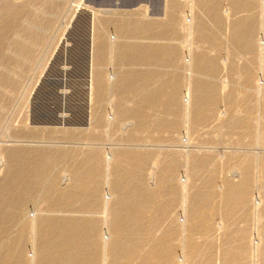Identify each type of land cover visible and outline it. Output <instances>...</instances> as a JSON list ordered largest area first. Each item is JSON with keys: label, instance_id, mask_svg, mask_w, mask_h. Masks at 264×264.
<instances>
[{"label": "bare ground", "instance_id": "bare-ground-1", "mask_svg": "<svg viewBox=\"0 0 264 264\" xmlns=\"http://www.w3.org/2000/svg\"><path fill=\"white\" fill-rule=\"evenodd\" d=\"M222 1L193 0V6H199L207 20L212 22V30L203 20L183 18V8L178 0H168L163 20L144 19L142 10L128 15L116 14L117 18L113 14L112 20L102 21V24L113 29L122 39H127L122 44L108 41L101 33L90 32L89 27L94 24L87 17L70 20L77 30L71 33L68 29L56 51L66 44L68 60L73 64H100L109 51L129 66L141 63L177 65L198 76H191L184 82V79L167 75H144V72L127 70L115 76V82L109 78L106 82L99 69L89 73L69 70L63 74L64 87L60 90L51 89L40 79L33 101L55 111L53 127H65L70 132L80 130L93 118L95 106L108 95H112L115 102V120L98 117L97 129L87 137L88 140L97 141L102 137L97 133L101 125L110 129L120 122L130 121L137 125L135 129L122 130V139L132 145L127 149H116L111 159L91 147L83 154L3 151L2 157L13 166L0 183V264H214L219 257V264H249V257L252 258L251 264H264V208L261 209L262 201L257 204L249 199L253 182L250 170L256 158L252 155L242 157L235 168L242 171L243 178L237 184L225 181L226 189H223L217 188L215 173L207 175L217 172V159L186 156L187 171L185 176H181V166L173 155L164 151L153 154L134 147L142 141L144 130H155L152 135L154 142L165 141L184 125L188 132L199 135L200 129L216 117L217 120L221 118L222 113L218 111L222 103L232 107L239 99L245 104L239 108L240 113L223 119L219 126L223 131L216 135L221 138L227 136L229 144L253 145L255 114L252 110L243 112L252 98L242 88L252 85L254 79L260 89L264 85L260 86L255 77L257 46L255 18L251 15L259 9L264 24V6L258 0H227L223 9L226 2L222 4ZM35 7L48 13L40 17L33 11ZM16 8L13 1L0 0V25L3 26L0 28V48L12 45L15 55H10L11 58L3 63L16 65V70L22 72L26 65H30L32 48L45 40L40 32L29 26L17 25V20L25 15L31 23H44L57 4L54 0H28L22 6V13L16 12ZM11 10L16 13H13L12 20H8ZM241 13L248 15L239 17ZM229 22L228 36L223 33V27L225 29V23L228 25ZM20 25L21 28L18 27ZM182 31L188 38L203 44L199 51L193 49V45L192 49L188 46V50L185 49L187 60L181 59L182 48L173 44ZM14 32L19 38L9 44L7 37ZM70 33L74 35L71 37ZM144 37L162 43L144 45L141 43ZM224 41L232 49L229 55L231 63L224 60V66L229 68L232 76L238 73L241 82L240 85L230 83L227 88L219 86L215 78L221 72L220 55L226 52L222 50ZM206 47L218 52V56H206ZM236 59L244 60L246 64L237 67ZM258 66V70L264 73V52L260 54ZM0 72H3L1 68ZM6 72H9L8 68ZM16 75L17 72H11L4 79L0 77V92L16 80ZM184 85L188 101L182 98ZM257 107V114L264 116V98L258 100ZM152 115L156 119L150 122ZM261 127L264 132V126ZM238 129L239 135L236 134ZM198 139L202 138L199 136ZM170 140L176 141L173 136ZM217 142L221 143L223 139ZM62 160L72 163L68 170L71 184L67 187H63L59 178L51 174ZM150 162L157 170L151 174L157 181L153 186L146 182L144 174ZM209 166L214 167V171L208 170ZM198 183H202L204 188H198ZM106 191L111 192L109 199ZM35 193L42 196L44 210L29 221L21 222L19 236L12 239L11 224L20 217L24 202ZM218 198L219 204L218 201L215 203ZM156 201L159 204L153 209L151 205ZM178 206L181 209L175 217ZM247 211H253L257 221L262 223L260 229L257 226L256 235L261 234L257 244L247 237V231L232 224ZM51 213H62L63 216ZM97 215L105 217L100 220ZM167 221L171 223L170 227L164 226ZM221 230L217 242L212 240L215 232ZM161 232L160 236L156 235ZM197 235L203 241L195 242ZM29 248L34 251L31 259L27 256ZM179 250L183 251V257L177 256ZM216 251L219 257L215 256Z\"/></svg>", "mask_w": 264, "mask_h": 264}, {"label": "rangeland", "instance_id": "rangeland-1", "mask_svg": "<svg viewBox=\"0 0 264 264\" xmlns=\"http://www.w3.org/2000/svg\"><path fill=\"white\" fill-rule=\"evenodd\" d=\"M16 3V12L22 13V6L26 5L28 0H11ZM57 4V8L51 10L46 17L49 20L46 22H39V23H31L27 19L28 17L22 15V18L18 21L17 25L22 24L23 26H29L34 31L40 32L44 38V42L34 48H32L30 52V59L29 64L23 68V71H17L16 65H6L3 61H6L7 58H11L10 55H15L14 49L12 50V45H6L3 48H0V68L3 72H0V77L4 79L9 75V73L16 74V80L11 83L7 84L4 87L3 91L0 92L1 99H0V148L2 151L0 152V183H2L7 176V171L12 164L8 162L7 159L2 157V153L16 150H27L25 152L30 154H35L38 151H65L67 152H77V153H86L88 149H95L101 151L103 154L105 153L108 156V159H111V154L116 149H127V146L132 144L126 143L122 139L123 131L125 129H135L136 123L135 122H120L116 124L115 128H108L105 125H101L100 129L97 130L98 135L101 134L97 141L88 140V136L92 134L97 129V120L98 117H103L107 120H115L116 111H115V102L113 101V96L108 95L103 100H101L94 108V116L89 121L88 124H85L83 128L80 130H73L72 132L68 131L65 127H56L52 126L53 119L55 117V111L46 106L39 104L38 102L33 101L34 93L38 87V83L40 79H43L44 84L51 87V89H58L64 87V75L67 71H81L85 73L93 72L96 69L101 71L103 74L104 80L107 82L108 78L111 82H115L117 77L119 76L121 71L127 70H134L135 72H144L145 74H157V75H167L171 77H176L180 79H184L186 82L191 76H198L196 73L192 72L191 70L177 65H154L148 63H141V64H133L128 65L121 62L117 59L116 54L114 52L110 53L107 52L104 60L100 64L89 63L88 65H81L79 63L73 64L68 59V52H66L67 47L66 44L63 45L59 51L57 47L61 42L64 34L68 32V29L71 30V33L77 30V26H73L71 24L73 18L78 19L80 17H87L92 21L94 24L89 27L91 30L90 32L99 35V33L103 34L106 39L112 43L119 44L124 43L127 39H122L113 29L107 28L105 23L106 21L112 20L116 17V14H130L137 11L142 10V16L144 19L147 20H163L166 15V6L168 0H54ZM223 1L225 4H223ZM222 1V6L227 5V0ZM259 4L264 6V0H258ZM178 3L183 8V18H188L190 21L193 18H198L203 20L205 24L209 28L213 27V24L210 20H207L206 16L203 14L202 10L199 6L196 5V8L193 6V0H178ZM198 7V8H197ZM194 8V9H193ZM33 11L38 12L41 16H46L47 11L41 10V8H33ZM10 14L7 15L8 20H12L14 18V14L16 12L9 11ZM202 12V13H201ZM12 14V15H11ZM115 16H114V15ZM248 13H241L239 17H245ZM251 15L255 18L254 20V29H255V40H256V52H255V64H256V80L257 83L261 86L264 84V73H261L258 69L259 65V57L262 52H264V24L262 23V16L260 14L259 9H256ZM114 16V17H113ZM140 16V15H139ZM117 18V17H116ZM130 18V17H129ZM128 18V19H129ZM105 19V20H104ZM71 20V22H70ZM103 21V22H102ZM24 23V24H23ZM43 24V25H42ZM22 25L18 27H22ZM224 34L229 36L230 31V22L227 25L225 23ZM3 27L0 25V28ZM17 27V28H18ZM39 27V28H38ZM75 30V31H74ZM23 31V29H22ZM69 36H73L71 34ZM23 35V34H22ZM25 35V33H24ZM24 35L22 37H24ZM16 33H11L7 37L9 40V44L17 41L19 37H16ZM227 37V36H226ZM229 38V37H228ZM11 40V42H10ZM14 40V41H13ZM176 41L173 42L174 45L182 48L181 59H188V50L192 47L193 49H197L199 51L203 48V44H200L196 39L188 38L186 33L182 31V33L175 39ZM133 41V39H131ZM157 41V42H156ZM141 43L144 45H150L154 43H162L161 41L150 39L144 37V40H141ZM226 42L224 41V45L222 50L226 51L222 53L219 58V63L222 66L219 74L217 75L216 81L219 83V86L222 88L228 87V84H238L240 85L239 75L232 76L229 74V68H225L224 60L228 61V64L231 62L229 61V55L232 53V49L229 48L228 44L226 46ZM261 45V47H260ZM11 47V48H10ZM184 47V48H183ZM191 48V49H192ZM11 49V50H10ZM14 51V52H13ZM12 52V53H11ZM206 56L209 58H214L218 56V52L212 51L208 47L205 49ZM14 59V58H13ZM222 61V62H221ZM2 63V64H1ZM236 66L240 67L246 62L244 60L236 59L235 60ZM7 67H6V66ZM15 66V67H14ZM224 67V68H223ZM8 68L9 72H6ZM14 69V71H13ZM225 69V70H224ZM16 70V71H15ZM225 71V72H224ZM20 72V73H18ZM224 72V73H223ZM119 74V75H118ZM221 75V76H219ZM201 77V76H200ZM209 79L208 76H206ZM226 79V81H225ZM63 84V85H62ZM224 84H226L224 86ZM264 86V85H263ZM261 86V89L258 85H256L255 79L252 85H246L243 87V91L247 92L252 98L251 103L246 106V109L243 110L249 111L252 110L255 116L253 119V123L256 126L254 130V141L253 145L247 144H229V138L226 136H217L216 134H221L220 132L223 131L222 127V120L227 119L230 115L238 114L239 108L242 105H245L241 102V99L233 105L229 107L226 103H222L220 105L218 113H222L221 118L217 117L215 120H212L205 128L200 129L199 135L192 134L185 129L186 125L181 127L177 133L166 137L163 142H154L152 140V135L154 133V129L151 130H144V134L142 137V141L139 144H135V148H141L145 151H149L153 154H157L159 151H164L163 153L171 154L172 157H176L179 161L181 166L180 173L181 176H185L187 171V166L185 165L187 162V157L198 156L202 159L207 157H212L213 159H217L218 163H216V171L208 173L207 175L211 174L215 175L217 179V188L220 186L223 189H226V182L230 181L231 183H240L242 177V171L240 169L235 168V166L239 165L240 160L242 157L246 155H252V157L256 158L257 160L252 165L250 170V174L253 178L252 185L250 186L249 191V199L254 200L257 204H260L262 201V207L264 208V173L262 166L264 165V145L262 144L264 140V132L261 126H264V116L258 115V100H263L264 98V87ZM58 87V88H56ZM60 87V88H59ZM241 89V88H240ZM263 94V95H262ZM182 98L184 101H188V92L186 86L182 87ZM186 98V99H185ZM113 99V100H112ZM258 99V100H257ZM224 108V109H223ZM31 110V113H29ZM23 111V112H22ZM29 111V112H28ZM224 113H223V112ZM27 112V113H26ZM229 112V113H228ZM226 113V114H225ZM228 114V115H227ZM22 115V116H21ZM223 116V118H222ZM152 122L156 119L155 116H150ZM220 119V120H219ZM215 124V125H214ZM261 127V128H260ZM87 132V133H86ZM86 133V134H85ZM89 133V134H88ZM122 133V134H121ZM84 134V135H83ZM236 134H240V129L236 132ZM174 137L176 141L170 140L171 137ZM202 139H198V137ZM81 137V138H80ZM239 137V136H238ZM238 137L235 140H238ZM220 139H223V142H217ZM260 139V140H259ZM197 140H200L196 142ZM191 141V142H190ZM228 141V142H227ZM95 142V143H94ZM207 142V143H206ZM95 147V148H94ZM249 147V148H248ZM219 149V150H218ZM217 150V151H216ZM4 151V152H3ZM221 151V152H220ZM82 153V154H83ZM188 155H185L187 154ZM222 153V154H221ZM224 154V155H223ZM6 155V154H5ZM222 156V157H220ZM241 157V158H239ZM220 158V159H219ZM224 158V159H223ZM228 158V159H227ZM214 160V161H215ZM63 162V163H62ZM229 164H228V163ZM75 163V162H74ZM73 163V164H74ZM66 165V166H65ZM72 167V163L69 160H62L59 162L54 168L51 174L55 177L59 178L60 184L63 187H67L71 184L70 175L68 170ZM153 163L150 162L147 164L145 168V177L146 182L148 184L156 185V179H152L153 172H156V168H154ZM228 167V168H227ZM211 166H209L208 170L214 171ZM154 170V171H153ZM66 171V172H65ZM155 174V173H154ZM57 175V176H56ZM221 176V177H220ZM235 179H234V178ZM185 177H181L183 179ZM223 178V179H222ZM200 180V179H199ZM222 185V186H221ZM197 187L203 189L204 186L202 183H198ZM219 187V188H220ZM111 193V192H110ZM110 193L108 191L105 192L107 199L110 198ZM181 194V193H180ZM42 196L40 193H35L32 198L26 200L22 205V213L16 221L11 224L10 234L12 239L17 238L18 231H19V224L23 221H29L42 212L44 210V206L42 205ZM181 195L179 196L178 201L180 200ZM219 198L215 201H218ZM181 203V202H180ZM159 204V201L153 202L151 207L154 209ZM42 205V206H41ZM221 205V204H220ZM42 207V208H41ZM178 210L175 212L174 216L176 217L177 212H180L181 206L177 208ZM51 215L56 216H63L62 213H51ZM255 216V217H254ZM30 217V218H29ZM100 220H103L105 216L97 215ZM183 221V219L181 218ZM221 222V221H219ZM263 222V221H262ZM223 223V222H222ZM258 223V225H257ZM170 222H166L164 225L165 227H170ZM233 227H236L240 230L247 231V237L249 239H253L255 244L258 243L257 240L261 239V234L256 235L257 226L261 227V222L257 221L256 215L253 211L245 212L244 216L236 219L232 222ZM260 224V225H259ZM258 229V230H259ZM222 230L212 236V240L217 242V238L221 236ZM217 233V234H216ZM161 233H157L156 235H161ZM199 240V236H196L195 242H201ZM203 241V240H202ZM218 251V250H217ZM216 251V255L218 256L219 252ZM28 258H33L34 251L33 249L29 248L27 250ZM178 257H183V251L177 253ZM219 257V256H218ZM250 259L249 264L253 263L252 258ZM220 257L215 259L214 264H219ZM218 262V263H217Z\"/></svg>", "mask_w": 264, "mask_h": 264}]
</instances>
